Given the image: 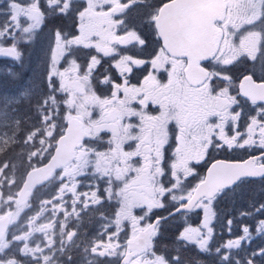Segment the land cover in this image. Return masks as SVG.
<instances>
[{
	"label": "flooded vegetation",
	"instance_id": "1",
	"mask_svg": "<svg viewBox=\"0 0 264 264\" xmlns=\"http://www.w3.org/2000/svg\"><path fill=\"white\" fill-rule=\"evenodd\" d=\"M239 14L230 7L224 26L231 16ZM153 31L140 28L137 36L110 44L105 28L98 27L93 32L96 43L86 46L91 51L90 66L97 67L100 74L95 99L83 108L95 107L98 114L87 123L90 138L74 162L54 177L51 201L52 223L57 230L67 232L71 244L76 236L82 240L76 250L85 258L90 242L92 253L98 256L124 255L130 238L163 218L168 178H191L197 176L192 175L196 171L201 174L199 164L214 153L218 130L221 134L230 132L236 139L251 135L256 145L264 141L260 121L250 126L242 123V127L233 122L219 124L218 110H224V115L233 110L230 89L218 88L213 80L198 88L190 86L184 74L185 61L171 59ZM232 44L225 34L224 50ZM127 57L134 66L131 73L119 69V61ZM110 188L108 199L106 190ZM69 189L81 204L77 212L69 211ZM110 215L115 224L102 231L100 224L109 222ZM162 222L158 221L157 230ZM63 237L58 233L41 237L33 260L28 262L58 264L55 244ZM70 247L66 244L61 249L67 252ZM10 248L7 235L0 241V264H25L22 252ZM152 261L145 253L130 264Z\"/></svg>",
	"mask_w": 264,
	"mask_h": 264
},
{
	"label": "rangeland",
	"instance_id": "2",
	"mask_svg": "<svg viewBox=\"0 0 264 264\" xmlns=\"http://www.w3.org/2000/svg\"><path fill=\"white\" fill-rule=\"evenodd\" d=\"M34 1L39 3L43 0H26V4L30 6V10L35 4ZM81 1L82 0H75V9H81ZM234 1V6L242 11L240 18L237 19L240 32L241 28L250 26L248 29V38H251L250 30L251 28H254V26L257 30L262 31V29H264V21L261 19V16L263 13L264 0ZM98 4L99 0L86 1L84 13L87 17L85 19L83 29H85L88 33H92L96 31L98 27L102 26V18L95 17L92 13V9ZM45 5V8L55 7L54 2L48 1ZM250 8L254 11V15H250L249 13L246 16V12L249 11ZM1 14L3 15H0V32L6 30L4 29L5 27L3 28L2 26L3 23L5 26L10 23L12 29L8 28L6 37H0V41L9 39V41L13 44L22 45L25 43L23 50L31 51L32 48L28 46L29 41L25 40V36L27 33L28 35L32 33L35 34V32H37L40 28V23L37 21L39 18L36 17L35 12L30 11L29 15L25 19H22L20 7L13 5L12 9H8L7 7L6 11ZM23 25L24 27H22ZM76 31L81 32V30L78 29H76ZM241 37L243 38L242 33ZM249 42L252 45L253 51L248 50L246 46L241 50V55L250 66L255 62H260L261 56L264 57V35L262 36V33L260 32L257 42L254 40ZM58 56L59 53H57L56 47H54L52 52H50V58H52L50 66L39 65L40 61H38L37 64L35 63L36 65L33 66H24V72H26L24 83L19 86L17 85L12 89V91H15L18 88L14 94L17 97L29 94V96H26L27 99L37 95L41 96L44 100V96L51 95L52 99L48 102L46 111L41 109L42 114L37 117V120L33 123L31 119L27 117L25 109L16 108L14 104H12L8 107V110L3 112V115L0 118V143L4 144L5 142H12L16 138H22L25 144L30 147L33 146V149L31 148V150H34L35 148L37 149L32 153V156H26L27 162H29L28 167L30 164L35 165L46 158L50 154V150L53 146L54 138L59 128V121H55L54 118V106L59 103L57 97L54 99L55 94L56 96H61V103L66 106L67 113L70 112V109L66 104V93L71 89V76L76 73V69L78 67L65 66L68 64L60 61H54L53 59L58 58ZM243 66L245 67L244 64ZM80 69L84 70L86 68L83 67ZM246 112L249 113L248 117L252 120L256 121L260 118L264 121V109L249 108ZM21 124H31L32 127L25 129L23 135L20 136L18 131L20 130ZM0 177H2L1 174ZM0 182L3 186L8 188L9 191L13 184V179L8 181L7 184V179L5 181L2 179ZM169 184L170 192L168 194V200L171 205L174 204V206H177L189 196V193L192 192L193 188L197 184V180L171 177L169 178ZM112 189L113 188L106 190L108 199L111 197L110 195ZM246 189L250 190L251 187H247ZM237 197L238 199H236ZM260 198L256 196L253 201L248 204H244L246 197L242 196V194L239 195V192H237L235 196L226 195L222 198L212 200L211 202H203L197 207L194 215L181 218V222L183 223V226H185L182 236L183 240L187 244H193L200 250L208 252L209 250L206 249L208 244L216 239L217 242L213 250L216 248L225 249L226 256L225 254L223 255L225 258V264H264V222H260V220L264 218V198L263 200H259ZM0 201L4 202L3 190L1 187ZM30 209L31 207L25 210H20L16 215V219L14 221V233H17L18 236H23V234L26 233V226L22 224L23 222L26 221L33 223L34 221L35 213L30 218L25 216ZM51 212V208H49L48 211H43L38 217L37 224L27 226V229L29 228L32 230L31 232H28L27 239L30 241L31 249L34 252H36L37 247L40 246V238L43 236L48 238V233L52 226L50 222L52 217ZM108 219L109 222H102L100 224L102 231L106 228H112L114 226V216L110 215ZM64 226L65 225H63V227ZM221 228H225L227 233L225 234L222 231L221 236L223 237H220L219 235ZM57 233L64 236L63 241H60V248L63 249L66 244H70L68 243V237L66 236L67 232L62 233L58 230ZM70 245L71 252H73V249H76V244ZM166 248H169V246H166ZM244 256L245 258L240 260V262L235 259L243 258ZM113 257L114 256H111L110 258ZM153 257L154 255L151 253L150 259L154 260L155 264H167L161 255ZM92 259H90V264L93 263ZM73 264H83V262L80 258H78V261H73Z\"/></svg>",
	"mask_w": 264,
	"mask_h": 264
},
{
	"label": "water",
	"instance_id": "3",
	"mask_svg": "<svg viewBox=\"0 0 264 264\" xmlns=\"http://www.w3.org/2000/svg\"><path fill=\"white\" fill-rule=\"evenodd\" d=\"M219 7L220 6L215 3V0H202L203 10L212 11L214 8H217L219 11ZM173 10H178L177 2L166 6L161 18L165 20L168 19L166 13ZM204 20L205 19L200 20L202 26H204ZM190 27H194V25L190 24ZM206 27H211L210 23ZM218 45V41L214 43L208 42L207 45H201L200 42L198 44L199 47L196 49V55L191 59L189 68L194 70L198 69L202 61L212 58L217 52ZM0 58L14 59L16 58V52L14 49L2 48L0 49ZM193 77L194 75L191 78ZM244 81L247 82V84L241 85L242 96L252 101H264V82L255 83L251 78L245 79ZM86 137L87 134L84 132L83 123L77 118H71L69 120L67 133L59 141L58 150L51 160L47 164L33 169L28 173L27 180L19 194V202H26L33 188L45 184L60 166L70 162L73 158L75 148L79 147ZM262 177H264V166L258 167L252 160H247L245 162L218 160L210 166L205 181L198 186L191 200L177 211H189L202 197H214L221 189L236 185L243 178L259 179ZM9 223L10 218L8 216L0 219V237H2L8 229ZM153 227L154 226L146 231V233L140 235L137 239L129 242L128 251H132V254L144 251L147 247ZM130 257L131 254L129 253L124 259V264L129 261Z\"/></svg>",
	"mask_w": 264,
	"mask_h": 264
},
{
	"label": "trees",
	"instance_id": "4",
	"mask_svg": "<svg viewBox=\"0 0 264 264\" xmlns=\"http://www.w3.org/2000/svg\"><path fill=\"white\" fill-rule=\"evenodd\" d=\"M17 86L15 80L11 78V74L8 69L5 67V63L0 61V111L4 109L3 100L11 98L14 93L11 91L13 87ZM21 143H0V172L5 173L4 176H7L8 179L14 177L16 184L14 187L18 186L23 181V169H21L19 164L25 161V154L23 151H20L18 148L21 146ZM251 184L249 187L251 189H244L242 195L246 197L244 204H248L253 201L256 196L260 198L261 191L258 190ZM15 195V192L11 194ZM260 200V199H259ZM180 226L178 224H172L168 231V240L165 242L162 239L157 243V248L159 251L165 253L168 257L172 255L179 256V261L174 264H225L222 261L223 254L219 252L216 255H211V253H200L196 247L188 246L184 241L178 239V230ZM169 246V248H166Z\"/></svg>",
	"mask_w": 264,
	"mask_h": 264
},
{
	"label": "bare ground",
	"instance_id": "5",
	"mask_svg": "<svg viewBox=\"0 0 264 264\" xmlns=\"http://www.w3.org/2000/svg\"><path fill=\"white\" fill-rule=\"evenodd\" d=\"M66 32V29H62L59 33H58V36L59 38H61ZM18 85V84H17Z\"/></svg>",
	"mask_w": 264,
	"mask_h": 264
}]
</instances>
